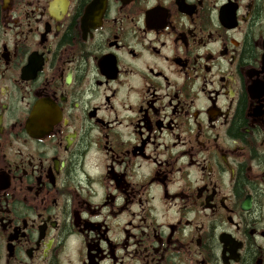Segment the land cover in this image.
<instances>
[{
    "label": "flooded vegetation",
    "instance_id": "flooded-vegetation-1",
    "mask_svg": "<svg viewBox=\"0 0 264 264\" xmlns=\"http://www.w3.org/2000/svg\"><path fill=\"white\" fill-rule=\"evenodd\" d=\"M0 264H264V0H0Z\"/></svg>",
    "mask_w": 264,
    "mask_h": 264
}]
</instances>
